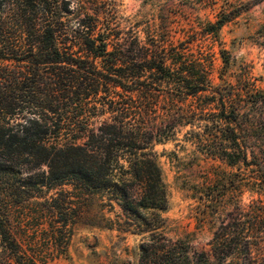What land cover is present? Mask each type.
I'll list each match as a JSON object with an SVG mask.
<instances>
[{
	"label": "trees",
	"instance_id": "16d2710c",
	"mask_svg": "<svg viewBox=\"0 0 264 264\" xmlns=\"http://www.w3.org/2000/svg\"><path fill=\"white\" fill-rule=\"evenodd\" d=\"M64 5L0 0V264H36L12 235L9 205L66 185L106 195L132 234L148 235L141 264H258L251 256H219L238 244L223 228L213 253L192 259L161 232L168 195L154 146L207 114V105L195 108L188 100L212 92L224 117L214 130L224 136L215 155L244 171L245 187L262 191L264 144H252L255 122L244 120L248 110L242 109H258L255 119L264 122V93L251 84L238 88V97L213 90L202 58L186 46H139L136 52L114 46L97 18L71 27ZM224 24L211 27L218 33ZM71 201L64 191L47 200L54 237L69 227Z\"/></svg>",
	"mask_w": 264,
	"mask_h": 264
},
{
	"label": "rangeland",
	"instance_id": "374dc122",
	"mask_svg": "<svg viewBox=\"0 0 264 264\" xmlns=\"http://www.w3.org/2000/svg\"><path fill=\"white\" fill-rule=\"evenodd\" d=\"M64 1L71 27L97 18L114 46L134 52L139 46H186L191 55L202 58L213 90L218 87L219 92L238 97V88L251 84L264 93V0ZM219 20L225 24L215 33L211 26ZM214 100L212 92L190 98L192 107L207 105V114L197 115L193 125L178 126L169 140L154 146L168 195L161 232L178 243V249L187 248L192 259L194 253H213V240L223 228L227 240L238 244L219 256H251L264 264V190L245 187L244 171L215 155L224 136H215L214 130L224 117ZM245 106L244 120L255 122L251 142L263 145L264 122L255 119L259 111ZM62 191L74 210L65 234L54 237L46 203ZM41 196L9 205L12 235L36 264H141L140 246L148 235L132 234L122 210L106 195H84L66 185L44 189Z\"/></svg>",
	"mask_w": 264,
	"mask_h": 264
}]
</instances>
